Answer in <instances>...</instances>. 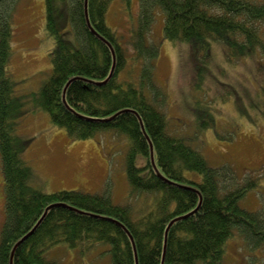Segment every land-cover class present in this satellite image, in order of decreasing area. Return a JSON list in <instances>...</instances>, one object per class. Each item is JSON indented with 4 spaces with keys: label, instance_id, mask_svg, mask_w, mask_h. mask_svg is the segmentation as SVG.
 <instances>
[{
    "label": "trees",
    "instance_id": "obj_1",
    "mask_svg": "<svg viewBox=\"0 0 264 264\" xmlns=\"http://www.w3.org/2000/svg\"><path fill=\"white\" fill-rule=\"evenodd\" d=\"M139 1V21L132 36L137 55L133 58L150 59L158 54V47L142 36L158 9L164 13V37L188 44L200 59L212 43L219 42L230 61L259 55L264 68V0ZM11 2L0 0V166L5 192L0 264H9L14 245L49 205L52 207L36 229L15 247L13 264H57L48 257L52 247L62 243L75 247L84 242L108 244L111 264H134L131 240L117 221L132 236L137 264H196L202 260L222 264L225 244L234 228L249 244L264 243V211H249L239 204L257 180L249 177L238 182L228 166L208 165L189 138L169 132L157 104L163 101L162 93L155 84L150 85L153 93L146 95L142 88L132 83L124 86L119 79L125 53L105 22L111 0H87L86 14L114 49L112 70L109 45L86 24L84 0H44L46 28L54 45L48 57L51 72L38 89V103L70 137L87 139L101 129L123 134L128 140L126 180L134 190L153 193V207L149 201L135 211L114 203L105 193H45L32 187L31 168L22 157L26 141L16 132L19 102L13 93L14 80L7 73ZM60 12L67 17L79 45L62 38ZM199 71L196 68L197 77ZM194 111L198 129L212 127L214 113L209 106ZM177 217L182 218L167 230L162 262L164 230Z\"/></svg>",
    "mask_w": 264,
    "mask_h": 264
},
{
    "label": "rangeland",
    "instance_id": "obj_2",
    "mask_svg": "<svg viewBox=\"0 0 264 264\" xmlns=\"http://www.w3.org/2000/svg\"><path fill=\"white\" fill-rule=\"evenodd\" d=\"M61 13L62 38L79 45L67 17ZM9 14L12 39L7 73L14 80L13 93L19 102L16 132L26 141L22 157L31 168L29 184L45 193H105L114 203L135 211L149 201L153 207V193L134 190L126 180L128 140L123 134L101 129L87 139L70 137L38 103V89L51 72L48 57L54 45L46 28L44 0H12ZM139 14V0H111L106 11L105 22L125 53L119 79L124 86L132 83L142 88L146 95L153 93L150 85L155 84L162 93L163 101L157 104L164 112L169 132L189 138L208 165L228 166L238 182L254 177L257 185L239 199V204L249 211H264L263 57L230 61L225 46L214 42L200 59L188 44L173 43L164 37V13L156 9L150 29L142 36L145 42L158 47V54L135 59L132 36ZM196 68L201 69L200 77L195 75ZM204 104L214 113V123L201 131L194 110L197 112ZM4 203L0 166V232L5 222ZM48 257L57 264H111L106 243L84 242L75 247L62 243L52 247ZM196 264L206 263L202 260ZM222 264H264V243L249 244L234 228L226 241Z\"/></svg>",
    "mask_w": 264,
    "mask_h": 264
},
{
    "label": "water",
    "instance_id": "obj_3",
    "mask_svg": "<svg viewBox=\"0 0 264 264\" xmlns=\"http://www.w3.org/2000/svg\"><path fill=\"white\" fill-rule=\"evenodd\" d=\"M84 13H85V19H86V24H87V26H88V28L91 30V32L93 33V34H95V35H97V36H99L101 39H103L108 45H109V47H110V49H111V53H112V59H113V62H112V68H111V70L113 69V67H114V64H115V59H116V57H115V52H114V49H113V47H112V45L110 44V42L107 40V39H105L101 34H99L94 28H93V26L90 24V21H89V19H88V16H87V0H84ZM111 74V73H110ZM152 145H151V143H150V156H151V162L153 163V154H152ZM52 207V205H49L48 207H46V209H45V211H44V213L42 214V216L39 218V220L37 221V223L34 225V226H32V229L27 233V234H25L15 245H14V247L12 248V251H11V256H10V260H9V264H13L12 263V254H13V251H14V249H15V247L21 242V241H23L27 236H29L35 229H36V227L38 226V224L41 222V220L43 219V217H44V215L46 214V211L49 209V208H51ZM198 208V206L192 211V212H190V213H193L194 211H196V209ZM184 216H187V214L186 215H184ZM184 216H182V217H184ZM182 217H177L176 219H171V221L168 223V225H167V227H166V229L164 230L165 231V233H164V247H163V254H162V262H163V258H164V251H165V242H166V233H167V230H168V228H169V226L175 221V220H177V219H179V218H182ZM124 229H125V231L128 233V236H129V238H130V240H131V242L130 243H132V246H133V250H134V255H135V263L134 264H137V258H136V251H135V246H134V243H133V240H132V236H131V234L129 233V231L127 230V228L121 223V222H119V221H117Z\"/></svg>",
    "mask_w": 264,
    "mask_h": 264
}]
</instances>
